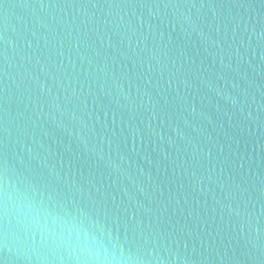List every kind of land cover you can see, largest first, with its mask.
Returning a JSON list of instances; mask_svg holds the SVG:
<instances>
[{
	"label": "water",
	"instance_id": "1",
	"mask_svg": "<svg viewBox=\"0 0 264 264\" xmlns=\"http://www.w3.org/2000/svg\"><path fill=\"white\" fill-rule=\"evenodd\" d=\"M93 259L264 264V0H0V264Z\"/></svg>",
	"mask_w": 264,
	"mask_h": 264
},
{
	"label": "clouds",
	"instance_id": "2",
	"mask_svg": "<svg viewBox=\"0 0 264 264\" xmlns=\"http://www.w3.org/2000/svg\"><path fill=\"white\" fill-rule=\"evenodd\" d=\"M78 240H80L81 242V247L80 250L87 254H90V248L88 246L87 240L86 238L83 237H77ZM86 264H114V262H109L107 260H97V259H93L91 261L86 262Z\"/></svg>",
	"mask_w": 264,
	"mask_h": 264
}]
</instances>
